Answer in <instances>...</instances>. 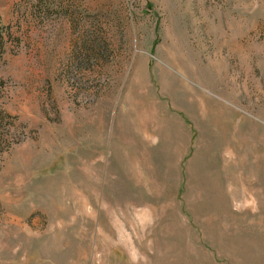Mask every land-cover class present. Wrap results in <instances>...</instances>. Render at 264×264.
Wrapping results in <instances>:
<instances>
[{
	"label": "rangeland",
	"instance_id": "rangeland-1",
	"mask_svg": "<svg viewBox=\"0 0 264 264\" xmlns=\"http://www.w3.org/2000/svg\"><path fill=\"white\" fill-rule=\"evenodd\" d=\"M0 23V264H264V0Z\"/></svg>",
	"mask_w": 264,
	"mask_h": 264
},
{
	"label": "trees",
	"instance_id": "trees-1",
	"mask_svg": "<svg viewBox=\"0 0 264 264\" xmlns=\"http://www.w3.org/2000/svg\"><path fill=\"white\" fill-rule=\"evenodd\" d=\"M5 34H6V29L5 27L0 23V57H1V53L4 50V46H5Z\"/></svg>",
	"mask_w": 264,
	"mask_h": 264
}]
</instances>
